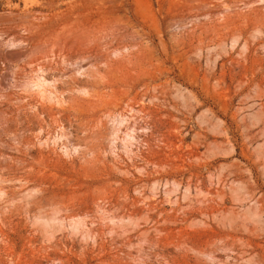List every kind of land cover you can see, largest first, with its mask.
<instances>
[{
    "label": "rangeland",
    "instance_id": "obj_1",
    "mask_svg": "<svg viewBox=\"0 0 264 264\" xmlns=\"http://www.w3.org/2000/svg\"><path fill=\"white\" fill-rule=\"evenodd\" d=\"M0 264H264V0H0Z\"/></svg>",
    "mask_w": 264,
    "mask_h": 264
},
{
    "label": "bare ground",
    "instance_id": "obj_2",
    "mask_svg": "<svg viewBox=\"0 0 264 264\" xmlns=\"http://www.w3.org/2000/svg\"><path fill=\"white\" fill-rule=\"evenodd\" d=\"M32 24V23H31ZM35 31V30H34ZM30 33V32H29Z\"/></svg>",
    "mask_w": 264,
    "mask_h": 264
}]
</instances>
